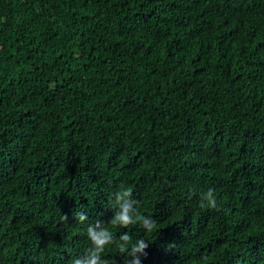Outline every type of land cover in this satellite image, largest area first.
I'll return each instance as SVG.
<instances>
[{
  "label": "trees",
  "instance_id": "trees-1",
  "mask_svg": "<svg viewBox=\"0 0 264 264\" xmlns=\"http://www.w3.org/2000/svg\"><path fill=\"white\" fill-rule=\"evenodd\" d=\"M122 184L143 264H264V0H0V264H70Z\"/></svg>",
  "mask_w": 264,
  "mask_h": 264
},
{
  "label": "clouds",
  "instance_id": "clouds-1",
  "mask_svg": "<svg viewBox=\"0 0 264 264\" xmlns=\"http://www.w3.org/2000/svg\"><path fill=\"white\" fill-rule=\"evenodd\" d=\"M202 208L216 209L218 207L217 196L212 188H208L199 194ZM112 206L115 211L105 222L102 219L90 220L84 212H74V219L85 226L84 234L88 240V246L80 255L74 256L70 264H108L105 258L106 249L116 245L123 257V264H143L147 255L150 242L143 236L133 237L128 231L117 234L113 229H128L130 226L139 225L143 232H152L156 228V220L147 215H142L139 210V202L133 194V190L126 186L120 187L112 193ZM62 221L68 217L61 215Z\"/></svg>",
  "mask_w": 264,
  "mask_h": 264
}]
</instances>
